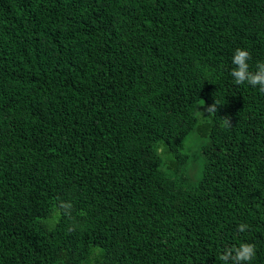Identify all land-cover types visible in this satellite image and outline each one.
<instances>
[{"label":"trees","instance_id":"16d2710c","mask_svg":"<svg viewBox=\"0 0 264 264\" xmlns=\"http://www.w3.org/2000/svg\"><path fill=\"white\" fill-rule=\"evenodd\" d=\"M237 48L264 62V0H0V264H264Z\"/></svg>","mask_w":264,"mask_h":264},{"label":"clouds","instance_id":"9594fccd","mask_svg":"<svg viewBox=\"0 0 264 264\" xmlns=\"http://www.w3.org/2000/svg\"><path fill=\"white\" fill-rule=\"evenodd\" d=\"M251 59V53L245 48H237L234 51L232 57V63L234 65L230 75L234 79L236 85H242L247 83L253 87L259 86V91L264 93V62H258L256 65V71H251L248 61ZM216 101L211 105L207 111L215 112L217 110ZM225 123H230L225 119ZM67 209H71L70 203L66 204ZM248 228L246 224H239L238 231L244 232ZM69 231H72L70 228ZM256 254L255 246L252 243L242 242L239 246L225 248L217 257L221 264H247L250 262Z\"/></svg>","mask_w":264,"mask_h":264},{"label":"rangeland","instance_id":"374dc122","mask_svg":"<svg viewBox=\"0 0 264 264\" xmlns=\"http://www.w3.org/2000/svg\"><path fill=\"white\" fill-rule=\"evenodd\" d=\"M189 148H191L192 149V155H193V157L195 158L196 157V159H197V155H196V149L194 148V146L191 144V143H189ZM198 165V164H197Z\"/></svg>","mask_w":264,"mask_h":264}]
</instances>
